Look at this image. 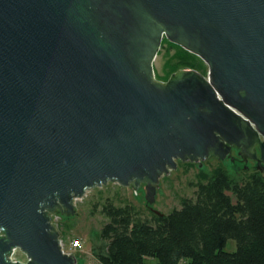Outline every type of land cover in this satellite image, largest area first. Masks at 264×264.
<instances>
[{"label": "water", "instance_id": "1", "mask_svg": "<svg viewBox=\"0 0 264 264\" xmlns=\"http://www.w3.org/2000/svg\"><path fill=\"white\" fill-rule=\"evenodd\" d=\"M164 38L207 74L156 80ZM232 146L264 170V0H0V264H76L54 213Z\"/></svg>", "mask_w": 264, "mask_h": 264}, {"label": "trees", "instance_id": "2", "mask_svg": "<svg viewBox=\"0 0 264 264\" xmlns=\"http://www.w3.org/2000/svg\"><path fill=\"white\" fill-rule=\"evenodd\" d=\"M158 80L192 68L206 73L204 62L179 45L162 40ZM192 167L193 162H186ZM193 195L181 196L168 213L145 215L130 201L106 198L100 212L101 264H264V173L244 172L232 178L218 163L199 170L190 181ZM58 227L62 225L58 224ZM234 240L235 249L227 251Z\"/></svg>", "mask_w": 264, "mask_h": 264}, {"label": "rangeland", "instance_id": "3", "mask_svg": "<svg viewBox=\"0 0 264 264\" xmlns=\"http://www.w3.org/2000/svg\"><path fill=\"white\" fill-rule=\"evenodd\" d=\"M161 53L157 55L154 61L155 79L157 74H160L162 67ZM205 64V63H204ZM206 73L207 74V65ZM161 81V80H159ZM163 82V81H162ZM237 151H232L231 154L235 158L233 162L230 158L219 160L215 156H209L201 162H193V166H186V162L191 161H177V167L171 169L166 175L160 178L159 186L156 191L155 201L148 203L144 196V184L134 191L132 185L121 186L115 182H108L100 187L90 188L86 193L74 200L75 212L73 214H64L57 211L53 214L55 227L59 232V238L62 239L66 245L71 238H80L82 241V248L75 253L76 264H101L96 258L98 247L102 244L100 239V227L106 220L100 212L101 203L106 198H111L116 204H121L124 201H130L137 207H140L145 215H149L154 210L160 213H168L174 207H179V199L181 196H192L193 187L190 181L195 180V174L199 171L209 172L212 167L218 163H222L226 168L228 174L235 179H239L242 174L254 170L261 171L254 160L247 159L243 161ZM241 160V161H239ZM246 166L243 169L241 167ZM264 173V170L261 171ZM136 192V193H135ZM62 225L58 227L57 225ZM227 251L235 249L234 240H229L225 247ZM13 259L25 262L26 256L19 249H16L12 255ZM151 264L153 262L151 261Z\"/></svg>", "mask_w": 264, "mask_h": 264}, {"label": "built area", "instance_id": "4", "mask_svg": "<svg viewBox=\"0 0 264 264\" xmlns=\"http://www.w3.org/2000/svg\"><path fill=\"white\" fill-rule=\"evenodd\" d=\"M52 223H53L54 226H55V223H54L53 218H52ZM59 245H60L61 250H62L63 253H66V254H73V255H74L77 251H80L81 248H82V246H83V245H82V241H81L80 238H77V239L71 238V239L68 241V244H67V245H66V243H64V242L62 241V239L60 238V239H59ZM15 250H16V249H13L12 253L10 254V258H11V260H13V261H19V260H16V258L13 259V257H12V255H13L14 252H15Z\"/></svg>", "mask_w": 264, "mask_h": 264}, {"label": "flooded vegetation", "instance_id": "5", "mask_svg": "<svg viewBox=\"0 0 264 264\" xmlns=\"http://www.w3.org/2000/svg\"><path fill=\"white\" fill-rule=\"evenodd\" d=\"M232 151H237V148L235 146H232ZM255 163H256V161H255ZM74 256H75V254H74Z\"/></svg>", "mask_w": 264, "mask_h": 264}]
</instances>
